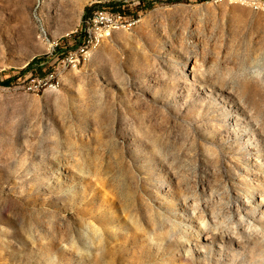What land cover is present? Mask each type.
<instances>
[{
    "label": "rangeland",
    "instance_id": "obj_1",
    "mask_svg": "<svg viewBox=\"0 0 264 264\" xmlns=\"http://www.w3.org/2000/svg\"><path fill=\"white\" fill-rule=\"evenodd\" d=\"M146 1L0 0V264H264V0Z\"/></svg>",
    "mask_w": 264,
    "mask_h": 264
},
{
    "label": "built area",
    "instance_id": "obj_2",
    "mask_svg": "<svg viewBox=\"0 0 264 264\" xmlns=\"http://www.w3.org/2000/svg\"><path fill=\"white\" fill-rule=\"evenodd\" d=\"M111 2L121 3V9L120 8L114 9V7H110V6L102 7L98 5L96 9H94L92 12H89L87 14V17L84 21V25L82 26V28H78V31L75 32L77 34V41L78 39L81 38H87V33H86L87 24H102V31H97L98 40L101 41L107 40L114 33V26H119L122 23H130V20H134L131 19V11L129 10V8L127 9L128 5L132 3L141 5V4H145V2L147 1L121 0V1H111ZM70 51H76V45L71 47L67 51H63L62 53L56 54L59 56L57 57L55 62L58 64L60 68H62L64 62V56H70ZM54 53H53V57L55 55ZM81 65H83V59H77L73 69H76ZM53 71H58V70H53ZM45 81H46V76H45ZM38 85H40V83H38ZM51 85H56V82H54V84Z\"/></svg>",
    "mask_w": 264,
    "mask_h": 264
},
{
    "label": "bare ground",
    "instance_id": "obj_3",
    "mask_svg": "<svg viewBox=\"0 0 264 264\" xmlns=\"http://www.w3.org/2000/svg\"><path fill=\"white\" fill-rule=\"evenodd\" d=\"M86 17L82 18L80 28H82V26L84 25V21ZM131 19H134V20H130V23H122L119 26H114V32L123 27H132L136 25L141 20V15L139 14L137 16L135 15V13H132ZM97 31H102V24H87L86 26L87 38H82L81 44L76 46V51H70V56H64V62L61 68L62 70H66L69 66H74L77 59H84L90 50L99 47V45L103 41L98 40ZM59 75H60L59 70L52 71L46 75V81H45V78H40L38 80V83H40V85L42 86L48 83L54 84V82H56V85H51V86L58 88L60 87Z\"/></svg>",
    "mask_w": 264,
    "mask_h": 264
},
{
    "label": "trees",
    "instance_id": "obj_4",
    "mask_svg": "<svg viewBox=\"0 0 264 264\" xmlns=\"http://www.w3.org/2000/svg\"><path fill=\"white\" fill-rule=\"evenodd\" d=\"M111 1H118V0H111ZM121 1V0H120ZM99 6H102V7H108V6H110V7H114V9H121V3H119V2H111V4H99ZM88 12H89V9H87L86 10V14L84 15V17H86L87 16V14H88ZM132 13H135V15H139V13H137V12H131V14ZM81 42H82V38H81V40L76 44V46H78L79 44H81ZM57 53H60L59 51L57 52H55L54 54L56 55ZM53 57L51 56V59H52ZM46 61V60H45ZM1 83H3L4 85H10V83H11V79L10 78H8V79H6V80H4V81H2Z\"/></svg>",
    "mask_w": 264,
    "mask_h": 264
}]
</instances>
